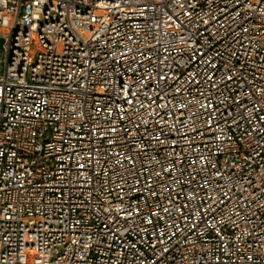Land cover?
<instances>
[{"label":"built area","instance_id":"1","mask_svg":"<svg viewBox=\"0 0 264 264\" xmlns=\"http://www.w3.org/2000/svg\"><path fill=\"white\" fill-rule=\"evenodd\" d=\"M0 264H264V0H0Z\"/></svg>","mask_w":264,"mask_h":264},{"label":"rangeland","instance_id":"2","mask_svg":"<svg viewBox=\"0 0 264 264\" xmlns=\"http://www.w3.org/2000/svg\"><path fill=\"white\" fill-rule=\"evenodd\" d=\"M1 69H2V62H1V56H0V72H1Z\"/></svg>","mask_w":264,"mask_h":264}]
</instances>
